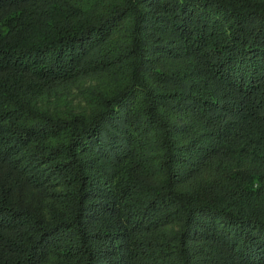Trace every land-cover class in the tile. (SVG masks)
<instances>
[{"label": "trees", "instance_id": "trees-1", "mask_svg": "<svg viewBox=\"0 0 264 264\" xmlns=\"http://www.w3.org/2000/svg\"><path fill=\"white\" fill-rule=\"evenodd\" d=\"M0 264H264V0H0Z\"/></svg>", "mask_w": 264, "mask_h": 264}]
</instances>
